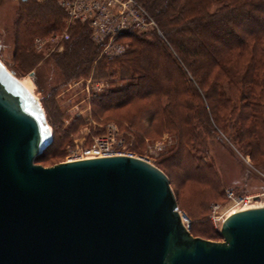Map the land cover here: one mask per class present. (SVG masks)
<instances>
[{
    "label": "trees",
    "instance_id": "1",
    "mask_svg": "<svg viewBox=\"0 0 264 264\" xmlns=\"http://www.w3.org/2000/svg\"><path fill=\"white\" fill-rule=\"evenodd\" d=\"M136 1L155 20L164 40L154 30L128 31L118 37L127 42L125 51L108 58L97 57L98 47L86 24L65 23L66 15L54 0H23L14 31V69L32 68L30 59H36L38 53L31 47L32 37L61 34L64 47L55 62L64 83L86 76L93 61L99 74L118 73L126 83L92 99L95 121L102 124L116 119L124 137L121 144L134 150L143 126L136 120L145 110L150 112L148 132L159 135L164 126L178 136L176 151L156 162L169 177L176 174L163 164L164 159L187 169L177 177L205 182L201 176L210 166L200 164L195 153L201 152L204 138L217 129L226 132L243 154L264 159V0ZM42 103L48 112L44 100ZM128 105L134 109L120 118L110 113ZM210 118L217 129L210 125ZM57 122L49 121L54 128ZM132 135L135 137L130 139ZM55 141L54 130L47 148ZM200 220L210 225L207 216ZM189 231L193 236L204 234H196L192 225Z\"/></svg>",
    "mask_w": 264,
    "mask_h": 264
},
{
    "label": "water",
    "instance_id": "2",
    "mask_svg": "<svg viewBox=\"0 0 264 264\" xmlns=\"http://www.w3.org/2000/svg\"><path fill=\"white\" fill-rule=\"evenodd\" d=\"M39 101L0 61V264H264V206L226 216L212 241L144 159L35 163L52 142Z\"/></svg>",
    "mask_w": 264,
    "mask_h": 264
},
{
    "label": "rangeland",
    "instance_id": "3",
    "mask_svg": "<svg viewBox=\"0 0 264 264\" xmlns=\"http://www.w3.org/2000/svg\"><path fill=\"white\" fill-rule=\"evenodd\" d=\"M22 1L0 0V61L20 81L25 82L26 87L40 100L52 134L54 130L56 131L55 143L47 148L36 159L35 163L47 167L64 162L71 154L88 153V150L93 147L95 139L105 135L107 127L110 125H115L116 138L124 142L123 133L119 131L116 119H109L102 124L96 122L93 114L94 106L92 105L93 97L111 88L121 87L126 83V80L120 79L118 73H110L109 76L99 74V71L96 72L94 69L95 61H93L86 76L73 78L64 83L63 75L55 62L57 53L63 50V40L61 39L59 43L49 42L43 49H37L34 46L36 37L31 38V47L34 52H38L36 59L35 56L30 59V62L33 63L32 68L29 71L14 69L15 62H17L15 61L14 31L17 27V13L22 6ZM159 37L164 40L163 35ZM52 88L55 90H50ZM47 91L51 93L48 94ZM42 99L49 113L44 109ZM132 109L134 106H120L110 113L120 118ZM149 113L145 110L136 120L143 124V126L140 125L142 132H138L135 138L139 141L138 145H133V150L129 146L121 144V149L133 154L134 157L144 158L157 166L156 162L162 160L167 152H171L173 149L176 151L178 136L174 131L164 129V126L161 128L162 131L158 133L159 135L151 131L148 132L145 127L150 121ZM54 119L58 120L54 124L55 128L49 123ZM209 121L210 125L217 129L211 118ZM121 122L124 123V121ZM127 136L129 135L127 134ZM134 137L132 135L130 139ZM195 155L200 156V164L210 166V170L201 176L205 182H188L177 177V174L183 170L187 171V169L179 164L180 167L176 166L166 161L167 159L163 160V164L168 166L173 174H176V177L165 175L168 180L171 179L169 185L172 192L175 193V199L177 198L176 203L179 211L188 218L189 225H192L197 231L196 234L204 233L196 236L203 235L202 238L204 237V239L221 241L218 233H214L213 229L215 230V228L211 221L209 225L203 223L200 218L207 216L209 219L212 203H218L223 214L225 213L228 205L225 198L226 189L247 195L264 192V162H262L264 159L243 154L229 141L226 132L219 129L216 133L204 138L203 149L200 153L196 152ZM223 193L224 197H222Z\"/></svg>",
    "mask_w": 264,
    "mask_h": 264
},
{
    "label": "built area",
    "instance_id": "4",
    "mask_svg": "<svg viewBox=\"0 0 264 264\" xmlns=\"http://www.w3.org/2000/svg\"><path fill=\"white\" fill-rule=\"evenodd\" d=\"M54 2L66 15L64 21L67 25L82 23L89 27L90 39L98 47L97 57L110 58L121 55L127 48V42L120 40L119 36L128 31L140 33L154 30L158 36H162L155 20L146 8L136 0H54ZM61 38V34L36 37L34 46L37 49H43L49 42L59 43ZM121 143L122 141L116 138L115 125H110L107 127L105 135L95 139L94 145L88 150V153H74L67 158L81 159L88 155H91L92 158L112 155L134 156L123 151ZM225 198L228 205L224 214L218 203L210 205L209 220L217 230H219L227 211L235 212L264 206V192L247 195L226 189ZM182 223L189 230V220L185 215L182 216Z\"/></svg>",
    "mask_w": 264,
    "mask_h": 264
},
{
    "label": "bare ground",
    "instance_id": "5",
    "mask_svg": "<svg viewBox=\"0 0 264 264\" xmlns=\"http://www.w3.org/2000/svg\"><path fill=\"white\" fill-rule=\"evenodd\" d=\"M21 83H22L24 86H26V85H25V82H22V81H21ZM85 158H92V156H91V155H88V156H86V157H82L81 159H85ZM74 160H78V159H69V158H66L65 161H74ZM231 213H233L232 210L227 211L226 214H225V217L228 216L229 214L231 215Z\"/></svg>",
    "mask_w": 264,
    "mask_h": 264
}]
</instances>
